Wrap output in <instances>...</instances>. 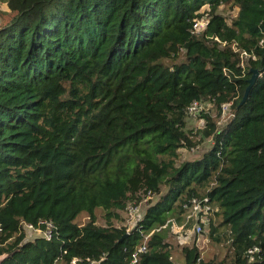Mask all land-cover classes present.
Wrapping results in <instances>:
<instances>
[{
    "label": "trees",
    "instance_id": "16d2710c",
    "mask_svg": "<svg viewBox=\"0 0 264 264\" xmlns=\"http://www.w3.org/2000/svg\"><path fill=\"white\" fill-rule=\"evenodd\" d=\"M0 2L12 13L0 27V264H127L146 234L137 264H176L169 223L204 195L225 255L182 244V264H264V0ZM193 100L211 104L199 114L211 144L174 164L195 144ZM224 102L233 116L218 126L209 110ZM148 190L128 231L114 225ZM43 219L50 238L26 239L23 225Z\"/></svg>",
    "mask_w": 264,
    "mask_h": 264
},
{
    "label": "rangeland",
    "instance_id": "374dc122",
    "mask_svg": "<svg viewBox=\"0 0 264 264\" xmlns=\"http://www.w3.org/2000/svg\"><path fill=\"white\" fill-rule=\"evenodd\" d=\"M233 12H230L227 14L228 17L231 16ZM12 13L8 10L5 2H0V27L4 25L11 17ZM228 17L226 19L228 20ZM208 104V105H207ZM204 104V108L201 112H205L207 109L211 107V104L207 103ZM210 115L212 117L217 118L218 110L215 108H211ZM201 112L195 113L193 115H188L185 118V129L189 130L190 133H194L193 139H195V144L191 149L187 148H179L176 151V156L172 158L174 164H178L179 162L183 160H191L196 157H198L210 144L211 139L209 137L205 138L202 137L201 133L199 132L200 129L203 127L202 118L201 115H199ZM222 124H219L218 126H221ZM197 132V135H195ZM191 134V135H192ZM167 156L163 155V159H167ZM151 195L149 197H144L143 200H139L136 204L133 205L134 212L131 217H127L126 210H123L120 213V219L114 220L113 223L116 226H127L130 228L136 220H138L143 213V210L146 207V200H151ZM133 202V201H132ZM132 204L131 202L127 203V206ZM101 210L96 209V223L102 224L103 219L100 216ZM77 224H82L87 220V216L83 213H81L77 217ZM175 223H169V228L166 231V237L167 240L172 244L173 246V252H172V259L176 264H182V258L179 256L178 252V246H181L182 244H191L194 242V244L197 246L198 250L200 251V257L204 260L208 258L215 257L216 259H220L225 255V246L223 244L215 243L210 240L207 232L209 231L208 226H204L201 233L196 234L192 237H188L187 239L184 238V235L181 234V232H177V227L174 226ZM23 232L26 239H30L31 237H34L36 235H39V232L36 230H30L27 228H23Z\"/></svg>",
    "mask_w": 264,
    "mask_h": 264
},
{
    "label": "built area",
    "instance_id": "2783aa9c",
    "mask_svg": "<svg viewBox=\"0 0 264 264\" xmlns=\"http://www.w3.org/2000/svg\"><path fill=\"white\" fill-rule=\"evenodd\" d=\"M205 21L201 20H193L192 23V31L194 33H198L201 31L202 27L204 26ZM209 102L205 101H198L193 100L188 105L186 112L189 115H193L195 113L201 112L203 110L204 104ZM210 104V103H209ZM230 102L220 103L219 111L216 118V124H223L226 122L230 117L233 116V113L230 109ZM208 105V104H207ZM151 195L150 191H146V197ZM182 209L184 211L183 214V221L180 224H176L175 222L171 221V223H175L174 226L177 227V232H181L184 235V238L187 239L188 237H192L196 234L201 233L202 228L207 226L209 223V215L213 208L209 204V198L204 195L202 197H191L186 202L182 203ZM127 217H131L134 209L133 204L126 206ZM23 228H27L30 230H36L39 232L42 237L45 239H49L51 235V230L54 228L53 224L49 220H38L36 225L31 224H24ZM128 227L125 226V231H128ZM147 234L143 236L142 242L137 245L129 254V260L127 264H137L138 261V254L145 250V241L147 238ZM257 248L253 247L247 250L249 254V259H251V255L253 252H256ZM76 258L71 260V263L74 264ZM95 261H89L87 264H94Z\"/></svg>",
    "mask_w": 264,
    "mask_h": 264
},
{
    "label": "water",
    "instance_id": "95a60500",
    "mask_svg": "<svg viewBox=\"0 0 264 264\" xmlns=\"http://www.w3.org/2000/svg\"><path fill=\"white\" fill-rule=\"evenodd\" d=\"M256 75H257V71L253 70L251 76L248 79V83L244 89V92H243V95L241 97L240 102H242L244 100V98L246 97L247 91L249 90L250 86L252 85ZM123 237H125V234H123L118 240H121Z\"/></svg>",
    "mask_w": 264,
    "mask_h": 264
}]
</instances>
